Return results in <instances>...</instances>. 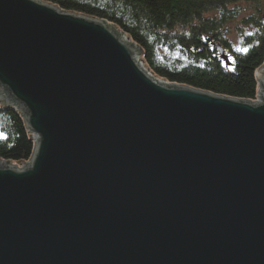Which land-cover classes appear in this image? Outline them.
<instances>
[{
	"label": "water",
	"instance_id": "95a60500",
	"mask_svg": "<svg viewBox=\"0 0 264 264\" xmlns=\"http://www.w3.org/2000/svg\"><path fill=\"white\" fill-rule=\"evenodd\" d=\"M138 52L103 18L0 0V91L33 139L0 160V264H264V63L252 101Z\"/></svg>",
	"mask_w": 264,
	"mask_h": 264
},
{
	"label": "trees",
	"instance_id": "16d2710c",
	"mask_svg": "<svg viewBox=\"0 0 264 264\" xmlns=\"http://www.w3.org/2000/svg\"><path fill=\"white\" fill-rule=\"evenodd\" d=\"M45 1L107 20L137 46L139 60L156 78L236 98L257 97L264 0ZM233 22L241 49L247 51H238L228 39ZM32 150V136L19 112L0 105V160L24 163Z\"/></svg>",
	"mask_w": 264,
	"mask_h": 264
},
{
	"label": "rangeland",
	"instance_id": "374dc122",
	"mask_svg": "<svg viewBox=\"0 0 264 264\" xmlns=\"http://www.w3.org/2000/svg\"><path fill=\"white\" fill-rule=\"evenodd\" d=\"M242 5L245 6V4H242ZM243 13H245V12H243ZM235 24H236V22H233V23L230 24V31L228 33V39L230 40L231 43H233V46L235 48L241 49L240 32H238V31H236L234 29L235 28V26H234ZM116 30H118V29L116 28ZM137 59L139 60V56H137ZM141 65L144 67L142 62H141ZM258 97H259V93L257 94V97H256L255 100H258ZM0 105L1 106H10V107H12L13 109H15V110H17L19 112V109H18L19 106L17 104H13V102L8 97H6V95L3 92H1V91H0ZM19 114H20V112H19ZM17 164H22V163H17Z\"/></svg>",
	"mask_w": 264,
	"mask_h": 264
},
{
	"label": "bare ground",
	"instance_id": "6f19581e",
	"mask_svg": "<svg viewBox=\"0 0 264 264\" xmlns=\"http://www.w3.org/2000/svg\"><path fill=\"white\" fill-rule=\"evenodd\" d=\"M87 15V14H86ZM90 16V15H89ZM220 50V49H219ZM221 51H222V49H221ZM221 54V57H222V59H224V60H226L227 59V56H226V54H224L223 53V51L220 53ZM264 63V62H263ZM262 63V64H263ZM257 70V69H256ZM255 77H256V72H255ZM257 84H258V82H257ZM257 94H258V89H257ZM255 100V99H254ZM254 100H252V101H254Z\"/></svg>",
	"mask_w": 264,
	"mask_h": 264
},
{
	"label": "snow or ice",
	"instance_id": "6c2138e0",
	"mask_svg": "<svg viewBox=\"0 0 264 264\" xmlns=\"http://www.w3.org/2000/svg\"><path fill=\"white\" fill-rule=\"evenodd\" d=\"M238 51H247V49H237Z\"/></svg>",
	"mask_w": 264,
	"mask_h": 264
}]
</instances>
